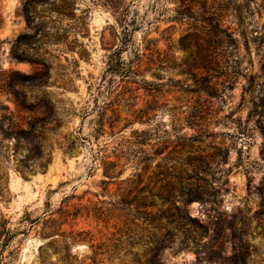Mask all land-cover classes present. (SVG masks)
<instances>
[{
    "label": "rangeland",
    "instance_id": "rangeland-1",
    "mask_svg": "<svg viewBox=\"0 0 264 264\" xmlns=\"http://www.w3.org/2000/svg\"><path fill=\"white\" fill-rule=\"evenodd\" d=\"M0 263L264 264V0H0Z\"/></svg>",
    "mask_w": 264,
    "mask_h": 264
},
{
    "label": "trees",
    "instance_id": "trees-1",
    "mask_svg": "<svg viewBox=\"0 0 264 264\" xmlns=\"http://www.w3.org/2000/svg\"><path fill=\"white\" fill-rule=\"evenodd\" d=\"M27 7L25 8V14L27 13ZM26 17H27V14H26ZM27 23H28V20H27ZM125 24H123L124 26ZM125 26H128L127 24ZM127 29V28H126ZM125 30V28H124ZM27 37L26 35H23V36H20L19 38H25ZM124 46V44L122 45ZM122 46L120 47V49L117 50L116 53H112L110 56H109V61L107 63V70H106V73L109 72L111 74H114V73H120L121 75H125L129 69V65L127 63H124V62H120V53L121 51L123 50V47ZM144 83H147L145 80H144ZM135 113V112H134ZM139 114L142 113L141 117L144 118L146 117V114L147 112H144L143 110H140L138 111ZM85 141V140H84ZM106 167L107 169L104 170L103 172V175L107 178H112V175H113V170H112V167L114 166V163L112 162H109V161H103L102 162ZM1 264V263H0ZM244 264V263H243Z\"/></svg>",
    "mask_w": 264,
    "mask_h": 264
}]
</instances>
